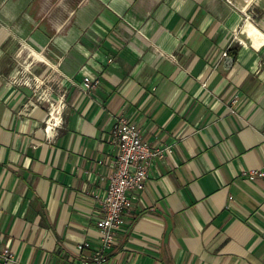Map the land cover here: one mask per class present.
Masks as SVG:
<instances>
[{
    "label": "crops",
    "instance_id": "obj_1",
    "mask_svg": "<svg viewBox=\"0 0 264 264\" xmlns=\"http://www.w3.org/2000/svg\"><path fill=\"white\" fill-rule=\"evenodd\" d=\"M236 3L0 0V246L13 264H81L99 246L119 115L171 153L130 194L106 264H264V179L244 176L264 170V16ZM250 8L264 15V0Z\"/></svg>",
    "mask_w": 264,
    "mask_h": 264
},
{
    "label": "built area",
    "instance_id": "obj_2",
    "mask_svg": "<svg viewBox=\"0 0 264 264\" xmlns=\"http://www.w3.org/2000/svg\"><path fill=\"white\" fill-rule=\"evenodd\" d=\"M227 56V51L223 52ZM97 80L84 78L83 89L87 93L94 89ZM113 136L117 141V156L113 172L109 175L106 194L101 201L95 226L99 235V246L81 264H106L108 251L115 243L118 230L125 224L132 211L130 194L140 192L145 187L151 163L171 153L170 147L153 148L142 138L135 125L119 115L113 126ZM250 181L264 179V170L251 169L244 173ZM78 250L89 248L88 243L78 245ZM14 253L8 246H0V264H13Z\"/></svg>",
    "mask_w": 264,
    "mask_h": 264
},
{
    "label": "rangeland",
    "instance_id": "obj_3",
    "mask_svg": "<svg viewBox=\"0 0 264 264\" xmlns=\"http://www.w3.org/2000/svg\"><path fill=\"white\" fill-rule=\"evenodd\" d=\"M236 1L241 2L242 5H248L247 11H248V16L251 18V21L259 20L262 16H264V15L260 14L259 12H257V10H253L252 8H250V5H254V3L256 1L260 2L261 0H236ZM236 1L235 0H225V2L230 4L234 9H236L235 7L238 6Z\"/></svg>",
    "mask_w": 264,
    "mask_h": 264
}]
</instances>
